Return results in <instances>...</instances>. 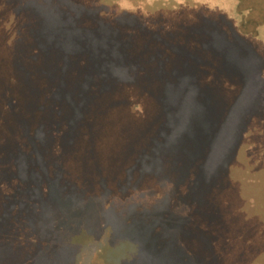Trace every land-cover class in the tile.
Returning <instances> with one entry per match:
<instances>
[{"label": "rangeland", "instance_id": "rangeland-1", "mask_svg": "<svg viewBox=\"0 0 264 264\" xmlns=\"http://www.w3.org/2000/svg\"><path fill=\"white\" fill-rule=\"evenodd\" d=\"M15 75L74 130L0 138V264H264V0H0ZM134 97L168 124L129 121Z\"/></svg>", "mask_w": 264, "mask_h": 264}, {"label": "trees", "instance_id": "trees-1", "mask_svg": "<svg viewBox=\"0 0 264 264\" xmlns=\"http://www.w3.org/2000/svg\"><path fill=\"white\" fill-rule=\"evenodd\" d=\"M45 6H46V4H45ZM50 6L54 7L55 4L51 3ZM50 6H47L48 9ZM69 6L70 5H68V7H66L63 5L60 7L61 11L63 12V13L61 12L62 17L65 14L70 12V11H68ZM55 10H56V8H55ZM59 11H60V9H59ZM84 11H88V10H84ZM76 12L77 11H74L73 13H72V11L70 12L73 15V18H75V19H77L79 16L82 15L80 13L81 11H79L78 14H76ZM66 17H68V16L66 15ZM93 17L97 23L100 20L101 21L104 20L100 16L99 17L96 16V14L93 15ZM21 27L24 29H27V27L24 24ZM17 78L18 77L16 75L12 76L11 78H9L10 84L8 83V85L0 86V138L1 137H3L4 139L24 138L27 141H29L26 144L25 149L29 148V150H32V149H36V146L38 145V143L41 139L40 135L43 133V130H41L40 128L43 126H45L44 132L52 133L53 136L63 137V138H65L69 134L70 130H74V128L72 129L71 123H69L67 121V116H69V118H70L71 112L66 111L68 113V115L66 114V112H63L62 114H60V110H59L60 108H58L59 106L62 105V101L64 100L63 95L59 94L56 90H50L51 92H43L40 88H33L34 85L29 84V83H25V85H27V89L25 90V88L20 87L22 84L19 82V80ZM32 92H34L37 95L42 96V97H45V95L48 96V99L50 102V103H48L46 100H44V104L40 105L36 109L38 114L32 112L33 110L27 111V108H26L27 106L24 107L25 98H28V94H31ZM53 96L55 97V99L51 98ZM135 98L136 97L130 98V99L124 101L128 104L126 109H124V112H125V117H127L129 119V121L134 122L136 120L137 122L149 123L151 125L153 122L158 124L159 122L164 120L168 124V121L163 118L167 114L168 109H165L164 107H162L161 110H156L157 113H155V110L154 109L152 110V107H149V105L147 106L146 104L139 102ZM55 100L58 101L57 107L52 106V104L54 103ZM116 104H117V102H110V103H106V102L99 103V102H97L95 105H93L92 109L94 110L95 113H94V117H92V123L98 122V119H102V120L104 119L103 121L105 123V119L110 118V117H105V115H106L105 112H107L109 109H113L115 106H117ZM99 105H100V108H99ZM104 105H106V107ZM55 111L56 112L58 111V113H59V117L57 120L54 118ZM44 112L49 114L48 115V121H46V123H44V125H41L42 122H40V124H39V121L37 120V118L41 113H44ZM83 119L84 118L81 116L82 121H81L80 126H79L80 129H82L83 126L85 125V122L83 121ZM88 124H89V121H86V125H88ZM136 125H139V124H136ZM54 127H55V131H54ZM104 131H106V127L104 128ZM152 131H153L152 126H149L148 128H146L144 130H139L137 128L136 132L142 133V134H144V133L148 134V133H152ZM163 132L166 133L163 130H161V131L159 130L156 135H161V133L163 134ZM54 133H55V135H54ZM70 134H72V131L70 132ZM84 136L89 137L87 130L84 132H81L80 138H83ZM0 146H2V145H0ZM29 150H27V151H29ZM118 180H119L117 183L118 187L111 189L109 195L112 194L113 196L120 197L119 191L121 189L126 193L128 191L131 192L132 190L133 191L135 190L133 188H124L127 186L128 182H123V178H121V176H119ZM165 189H167V188H165ZM167 196H168V193H167ZM159 208L160 207H156V209L154 208L150 211L154 215H156L158 217L160 216L158 218V220L160 218H162V214L160 215V213L163 210H165L166 208H168V206H165L163 210L161 209V211H159V213L157 215L156 212H154L153 210H157ZM135 213H139V212H135ZM133 217L134 216L132 213V215L129 217V220L133 221ZM140 218L145 219L142 216H140ZM149 218H150V214H149ZM262 243L264 244V235H262ZM262 247H264V245Z\"/></svg>", "mask_w": 264, "mask_h": 264}]
</instances>
